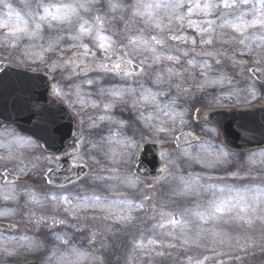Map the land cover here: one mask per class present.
Instances as JSON below:
<instances>
[{
    "label": "snow or ice",
    "instance_id": "obj_1",
    "mask_svg": "<svg viewBox=\"0 0 264 264\" xmlns=\"http://www.w3.org/2000/svg\"><path fill=\"white\" fill-rule=\"evenodd\" d=\"M23 3L28 9L26 17L22 16L9 0H0V30H3L0 32V49H19L22 62L39 61L47 64L50 72L59 71L63 78L71 83L67 91L64 88H55L54 94L68 99L75 96L73 107L79 104L81 111L86 107L102 108L103 114L95 118L89 116L91 122L88 129H98L105 121L109 125H116L117 128L110 131L106 138L102 133H96L101 136L99 142L86 139L79 129L75 136L69 131L67 135L61 136L60 148L56 152L27 157L20 149L34 148V142L14 131L6 130L12 141L4 145L7 154H0V162L5 165V171L0 175L5 178L4 185L14 186L7 187L6 191L0 187V201L3 202L0 206V218L23 217V209L27 208V223L37 227L46 225L50 229L57 226L75 227L76 231H82L79 223L70 224L67 218L36 216L29 206L43 208L51 204L54 208L62 207L64 212L77 222L82 218L79 213L99 210L104 213L102 219L120 224L124 228L133 226L138 219L143 222L144 216H147L155 221L148 229L151 235L145 236L141 230L133 237L125 264H152L154 256L165 255L164 248L177 246L163 239L164 237H170L172 241L180 239L187 245L190 242L189 234L193 230L197 240L206 231L213 236L219 235L215 230V223L221 221H240L249 227L255 221L264 224V181L236 188L232 185L220 186L211 183L214 177L209 175L207 182H204L205 178L199 174L190 173L184 176L178 171H171L169 164L177 169L179 165L166 152L160 153L165 159V164L159 170L161 175L155 177L156 182L172 184L173 195L177 197H199L202 193H210L211 199L205 204L197 202L191 208L166 211L163 204L158 208L156 203H148L154 200L151 194H145L137 201L123 194L122 199H111L95 192L91 195L73 196L71 193L58 194L49 190L41 194L33 186L36 183L34 177H38L45 187L53 185L54 178L59 173H64L65 179L76 183L80 179L76 170L89 167V161L99 164L95 153L102 152L104 159L109 162V166L104 169L107 175L95 174L89 179L93 183L114 181L113 185L108 186L109 191H114L120 186L137 189L139 179L133 178L134 174L119 171L133 155L129 150L138 149L143 136L167 143L168 138L175 133L177 124L181 127L187 125L190 122L188 109L177 111V106L182 99L187 101L194 98L193 87L197 92H206L225 80L229 84L233 83L236 76L243 81L246 73H259L260 90L264 91V69L248 67L250 61L245 59L251 57L252 63L264 65V0H130L128 3L124 0L119 3L106 0L111 13H121L119 19L124 20L126 13L128 23L139 22L143 25L135 34L130 31L128 23L125 24V34L116 31L105 34L108 20L106 16L98 14L101 9L96 6L100 0H72L69 3L56 4L45 3V0H23ZM94 8L97 14L93 15L91 21L81 15V11L91 13ZM112 19L117 17L113 15ZM45 28L56 33L55 36H49L46 43ZM186 29H190L192 34ZM65 39L71 43L62 44ZM25 40L28 43L22 44ZM65 52H71V55L65 56ZM189 52L194 53V56L189 57ZM48 53L56 55L46 59ZM182 56L189 57L183 64ZM196 57L203 59L198 61ZM213 63H227L233 74L226 76L222 73L219 79L213 78L210 75ZM161 64L164 66L154 69V66ZM184 64L187 67H184ZM176 65L181 67L177 68ZM193 69H199V78L193 73ZM149 70H152L151 83L155 86V91L145 87L142 81V77L147 75ZM90 73L99 75L93 76L89 75ZM80 77L82 79H77ZM32 79L20 74L14 81L0 77V94L10 90L25 110L52 125L54 132L59 131L57 125L61 117L57 111L47 107L46 90H35ZM188 79L195 80V84L188 85ZM128 81H133L138 87H133ZM242 91L253 99L257 97L258 89L254 81L245 82ZM85 95L89 98L96 95L102 99H89L86 104ZM161 97L165 99L161 101ZM118 104H130L133 110L138 111L137 119L142 124L140 131L143 133L140 141L124 136L126 122L113 119L111 111ZM148 107L153 110L145 114L143 109ZM192 115L196 123H199L204 113L196 108ZM206 131L215 132V129ZM244 131L247 129H242V133ZM187 135L190 137L193 134ZM184 138L183 132L174 137L176 141ZM196 141L195 152L191 147H177V159L198 163L206 169L229 162L231 154L225 149L208 141H201L199 137H196ZM186 142L192 143L190 139ZM12 143L20 147L13 149ZM103 143L112 144L113 147L105 151ZM78 144L83 148L77 147ZM248 160L252 165L259 163L264 166V152L252 153ZM7 165H11L17 172L15 177L9 174ZM232 176L237 177L238 173L233 172ZM155 186L151 184L146 187ZM21 197L24 198L23 204ZM134 213L144 215L137 217ZM148 213H151V216H148ZM157 215L160 217L158 220L155 219ZM83 218L96 219L95 216ZM210 223H213V227L206 229L204 226ZM0 228L15 231L12 224L0 225ZM107 231H111V225ZM97 234L96 231L91 233L90 243L96 240ZM53 239L60 244L71 246L66 232H54ZM249 243L255 242L245 241L244 245L240 246L245 247ZM41 247L42 242H37L26 234L5 237L0 233V255L15 256L21 250L38 251ZM71 250L78 256L83 255L75 247ZM57 264H63V260L57 261ZM92 264H103V258H92ZM189 264H192L191 259ZM196 264H203V261L197 260Z\"/></svg>",
    "mask_w": 264,
    "mask_h": 264
},
{
    "label": "rangeland",
    "instance_id": "obj_2",
    "mask_svg": "<svg viewBox=\"0 0 264 264\" xmlns=\"http://www.w3.org/2000/svg\"><path fill=\"white\" fill-rule=\"evenodd\" d=\"M10 3H12L13 7L20 12V14L22 16L26 17V13L28 12V9L25 7V5L23 6V10L20 11V3L21 0H9ZM69 3L72 2V0H45V3ZM114 3H119L120 0H113ZM125 3L130 2V0H124ZM96 7H99L101 9L100 15H104L106 16V19L108 20V24H107V31L105 32V34H111V32L116 31V32H120L121 34H125L124 33V29H125V24L128 23L127 20V14L125 13V19L121 20L119 19V16L121 15V13L116 12V13H111L107 7V3L106 0H100L99 5H97ZM94 14H97L95 12V8L93 9V12L91 13H84L83 11H81V15L88 20H92V17ZM115 15L117 17V19L113 20L112 16ZM113 25L115 26L113 28ZM66 27V26H65ZM128 27L130 29V31L132 32V34H135V32L137 31V29L142 28L143 25L139 22H136L135 24L132 23H128ZM186 31L189 32V34H191V30L190 29H186ZM0 32H3V30H0ZM65 34L66 33H62ZM45 43L47 42V38L49 36H55L56 33L54 31H50L47 28H45ZM87 42V40H86ZM28 42L25 40L22 42V44H27ZM62 44H68L71 43L70 41H68L67 39H65L64 41L61 42ZM169 44L173 43V42H168ZM178 55H180V53H177ZM56 54L55 53H48L46 54V59L48 58H52L54 57ZM65 56H70L71 52H65L64 53ZM189 57H192V52H189ZM187 57V59L189 58ZM186 57L182 56V64L184 61L187 60ZM196 59L198 61L202 60V57H196ZM245 59H248L250 61L248 67H256L258 69H264V65H256L254 63H252V58L251 57H245ZM2 60V62H9L11 65L21 68V69H25V68H29V69H33L32 71H36V72H45L48 73V67L47 64L45 63H40L39 61H37V63H31V62H22V57H21V53L19 49H0V61ZM171 62H166V64H170ZM47 67V68H46ZM177 68H180L181 65H176ZM184 67H187L186 64H184ZM46 68V69H45ZM46 70V71H44ZM193 73H195V75L197 76V78H199V69H193L192 70ZM55 73H58V77H62V81H58V86H56V88H64L66 91L68 90V87H65V83L66 86H68L71 82L68 80H65L63 78L62 75H60V72H50L49 71V75H55ZM224 74L226 76H231L233 74V70L230 68V66H228L227 64L224 66V63H222L221 65H215L213 63V71L210 73V75L213 78L219 79L221 74ZM89 75H99L98 73H90ZM185 75L187 76L188 74L185 73ZM77 79H82V77L77 78ZM188 79L186 81V83H189L188 85H193L196 81L195 80H191ZM236 81H239V83H236ZM144 82V81H143ZM244 87V83L243 82H252L250 81L249 77H248V73H246L245 76V80H241V78L239 76L235 77V80L233 83L229 84L227 82V80H225L223 83L217 84L214 87L209 88V91H213L214 96L216 95H220V90H213V89H219L223 86H231V89L228 90V94L226 93V97L231 96L232 98H229L230 101V107H244V106H248L251 105L253 103H255L258 99L257 98H264V92H261V90H258L257 92V97L255 99H253L251 96L247 95L244 91L240 90L242 88V84ZM132 86L136 87L137 84H135L132 81ZM153 91L156 90L151 88ZM207 90V91H208ZM173 93L175 92V89L173 88ZM193 93H197L200 94L201 92H197L196 89L193 87L192 89ZM260 97H259V96ZM164 99V97H162ZM65 99V102L67 103L68 108L72 111L73 116L75 117H80L82 116V113H84V118L83 120L85 121L84 124V133L85 135L87 134H95V132L99 131V133H102V136L104 138L108 137L110 134V131H115L117 126L116 125H108V122L105 121L103 124H101L100 128L98 129H88V124L91 122L89 120V116H92L93 118L97 117L100 114H103V109L102 108H91V107H86L83 111L80 110V105L76 104L75 107L72 106L73 102L75 101V96L71 97V99L68 98H63ZM96 100V99H95ZM248 100V101H247ZM244 101V102H242ZM246 101V102H245ZM260 101H264V100H259L258 103H260ZM182 102V100H181ZM153 109L151 107L145 108L143 109V111H145V114H147L148 112L152 111ZM183 111V110H181ZM189 112V121L192 123V111H188ZM127 114L126 117H124L123 115ZM111 115L113 117V119L115 120H123L126 122L127 126L123 129V135L127 136L129 138H133V139H140L141 136H143V133L140 131H137L136 127L138 128V123H136V121H133V119H136L138 116V111L133 110L131 105H117L115 108H113V111H111ZM132 122V128H128V125H131ZM140 122V121H139ZM189 122V123H190ZM141 123V122H140ZM106 126L103 131H101V127L102 126ZM103 126V127H104ZM190 125L187 124L183 127H181L179 124L176 125V131L173 134V136H170L168 138V142L167 143H160V146L163 148L162 152H166L169 153L172 157L173 160L176 161V164L179 165V168L177 169L176 167H174L173 165L169 164V166L173 169V172L178 171L180 174H183L184 176H188L190 173L191 174H199L202 177L205 178L204 182H207V177L210 175L212 177H214V179L211 181V183L214 184H218L220 186H224V185H232L236 188H243L249 185H253V184H260L262 181H264V166L260 165L259 163H257L256 165H252L249 160L248 157L252 154L250 153L249 155L247 154L246 157H242V156H233V158L229 157V162L227 164L224 165H220L216 168L213 169H206V168H202L200 164L195 163V162H188L186 160H182V159H177L176 157V150L173 147V140L174 137L184 131V129L188 128ZM203 134V133H202ZM145 137V136H143ZM122 138V137H118ZM145 139H150L148 136L145 137ZM94 140L96 142L101 141V136L96 135ZM209 140V136L205 137V141ZM214 141H217V144L214 143ZM218 139L216 137H212V139L209 141L212 145L217 146L219 148H221L220 146H218ZM9 143L6 144V142H4L3 140L0 139V153L3 154H7V148L4 147V145H8ZM103 149L106 151L109 148L113 147L112 144H108V143H103ZM11 147L13 149H17V144L12 143ZM193 152L196 151V147L193 146L191 147ZM130 152L133 153V155H131L129 157V159L127 160L126 163H124L122 165V167L119 169L120 173H127L128 171H130V169H132L131 167H133L135 160L134 159V155L136 156L137 153H139L140 151V147L137 151V149H130ZM137 152V153H136ZM161 152V153H162ZM260 152H264V149H260L258 151H256L255 153H260ZM99 154H101L100 157H98V160L100 161L99 164H92L91 161H89V167L91 168V170H96V171H101L102 175H107V173L104 172V169L106 167L109 166V162L107 160L104 159L103 153L99 152ZM231 156V155H230ZM240 159H239V158ZM136 159V158H135ZM160 160L162 162H165V159H163L160 155ZM232 160H234L235 162H245L246 164H242L241 167H236L233 169V165H232ZM133 161V162H132ZM251 169V173L249 174V170ZM236 172L238 173L237 177H234L236 179H240L241 181L237 182L234 179L231 180H221L224 177H230L232 176V173ZM94 174L91 173V176H93ZM220 176V177H217ZM233 177V176H232ZM98 186L100 188V193H98V189L91 190L89 193H87L88 195H91L93 192L97 193V194H101L103 196H107L111 199H122L123 196H127L129 198H131V194L133 193L134 195H136L137 189H128L127 191H123L125 187L120 186L118 187L119 191H109V185H113L115 182L114 181H106V182H100L97 181ZM151 184H155V188H147V191L143 194V196L145 194H151L154 197L153 201H150L148 203H156L157 207L159 208L161 204L165 205V210H172V211H176L185 207L191 208L194 207L195 204L197 202H199L200 204H205L209 199H211V194L210 193H202L199 197H177L175 195H173V185L172 184H168V183H151ZM150 183H142V185H151ZM141 185V183L139 184ZM145 186V187H146ZM109 191V192H108ZM141 191H139L137 194L139 195ZM125 193H128L130 196L128 195H124ZM123 194V196L121 195ZM140 196V195H139ZM143 198V197H142ZM141 198V199H142ZM140 199V200H141ZM149 216H151V213H148ZM134 215H136L134 213ZM83 216V214H82ZM92 216H96V219L100 220L101 225L99 226L100 228V233L97 234V238L100 239L101 241V245H102V252L100 254V256L103 258V264H125L126 258L129 254V251L131 249V242H128L126 239L127 238H131V240L133 239L134 236L139 234V231L143 230L145 233V236H149L151 235L150 232H148L149 229V225L147 222L145 221H141L140 219H138L135 224L133 226H129L127 228H124L122 225L120 224H116L113 223L110 220H104L102 219V217L104 216V213L100 212L99 210L96 211L95 213H92L91 216L88 214V212H86L85 217H92ZM156 220L160 219V217L157 215ZM147 220L149 222H155L152 219H148ZM91 222L88 221L86 219L85 222V227L88 226V224H90ZM111 225V231H107L108 226ZM206 229L207 228H211L213 227V223H210L208 225L204 226ZM215 230L219 233V235L217 236H213L210 232H204L201 234V237L197 240L195 237V230H193L189 236H190V242L185 245L183 244L182 240L177 239L172 241L170 237H164L163 239H165L166 241H171L172 243H175L177 246L175 248H164L163 251L165 252V255L163 256H154L152 259V264H189V261L191 259L192 264H196L197 260L203 261V264H254L253 258H240L237 259L238 256L236 255H230L229 252H239V255H247V256H254L256 254H264V224H262L259 221H255L253 223V225L251 227H249L246 224H243L240 221H229L227 223L221 221L219 223H215ZM167 231V230H165ZM78 238V237H77ZM158 239L160 237H157ZM110 241H113V243H111ZM195 241V242H192ZM245 241H254L255 243H249L247 246L245 247H241L240 245H244ZM117 245V249L113 252L112 246L111 245ZM52 245H54L51 249L49 247L50 251L56 252L59 250V242L55 241L53 239L52 241ZM70 245H65L64 248L65 250L72 252L71 248L74 247L73 245V240H70ZM218 248L220 249V251L224 252V254H213V255H208L206 257H208V259H204V257L202 255H206L208 254V250L212 249V248ZM228 249V250H227ZM232 250V251H229ZM93 255L94 253L91 252ZM118 253L122 254L121 258H118ZM195 254L202 256V257H198ZM95 255H99L95 252ZM74 257L75 260H78V255H76L74 253ZM117 257V258H116ZM94 258V257H92ZM91 258V261H92ZM55 259L54 262H52V264H57V261L63 260V264H70L69 261H71L72 256H66V253H64L62 256H57L52 258L51 260ZM90 259V258H89ZM50 260V261H51ZM88 260L86 259V262ZM88 264V262H87ZM134 264H136V262H134ZM259 264H264V262H260Z\"/></svg>",
    "mask_w": 264,
    "mask_h": 264
},
{
    "label": "water",
    "instance_id": "obj_3",
    "mask_svg": "<svg viewBox=\"0 0 264 264\" xmlns=\"http://www.w3.org/2000/svg\"><path fill=\"white\" fill-rule=\"evenodd\" d=\"M0 72V77L8 81L16 80L18 78V74H20V76L32 77L33 79L31 80V83L33 84L35 90L41 92H45L46 90L47 107L52 108L54 111H57L58 116L61 117L57 125L59 131L54 132L52 125H50L49 123H45L42 119L25 110L21 106V103L17 99V96L11 93V91H9L5 96L6 102L4 108V110L6 112H9V115H11V118H8V121L16 124L24 132L34 135L43 143L44 147H47L49 148V150L51 149L53 151H57L60 148L59 141L62 135H67L69 131H71L74 136L76 135L75 125L72 123L75 121L69 116V114L65 110L58 107L54 102L50 100V98L48 99V87L50 91V86L44 85L47 81L46 78L41 77L39 75L24 73L22 71L12 69L6 65H2L0 67ZM227 114L222 115V113H217L215 116L219 117V126L222 130L223 135L226 138V143L229 146L237 148L238 145H243V140L247 138V135L245 133H242V129H254L255 132L258 133L259 137H262V139H264V111L248 110L230 112L228 116ZM222 117L226 119V122H223L221 120ZM242 120L245 121L243 122ZM246 133L249 134L250 132ZM244 135L246 137H244ZM189 139L190 137L188 135H185L184 139H181L176 142V145L180 146L186 144V140ZM152 154V160L148 159V157ZM141 161L144 165L150 167H140L139 169L141 171H149L152 169L151 171L154 172L155 175H161L159 170L163 166H160L157 163L156 153L153 149L148 148L144 153V156L142 157ZM82 170L84 169L82 168ZM82 170H76L79 176L82 174Z\"/></svg>",
    "mask_w": 264,
    "mask_h": 264
},
{
    "label": "flooded vegetation",
    "instance_id": "obj_4",
    "mask_svg": "<svg viewBox=\"0 0 264 264\" xmlns=\"http://www.w3.org/2000/svg\"><path fill=\"white\" fill-rule=\"evenodd\" d=\"M227 63H224V66ZM145 78L148 77L149 80L147 81V87H154L150 82L152 78V74H148L144 76ZM195 84V83H194ZM257 89H261L260 84H256ZM259 90V89H258ZM201 95L203 96L200 98V101L204 100V92H201ZM208 96L210 97L206 103L210 105V109H228L229 103L228 99H225L222 95H216L209 93ZM199 100V99H197ZM198 103V102H196ZM192 132L196 135H199L205 138V136L202 134L204 132L210 133L206 131V129H215L216 135L220 136L219 131H217V127L214 126L213 124L206 123L203 118L200 119L199 123H196L195 119L193 120L192 123ZM201 134V135H200ZM82 148V146H81ZM34 150V151H33ZM37 147L35 149L31 148L29 149L28 153L26 154L27 156H43L39 155L37 153ZM3 154V153H0ZM48 155V154H47ZM27 162V161H26ZM5 171V165L0 162V173H3ZM7 171L9 174L13 177L17 175V172L13 169L11 165H7ZM3 175H0V187H3L4 190H7V187L9 186H14V185H4ZM36 180V183L33 185L35 189L43 194L45 191H54L59 193H67L71 191L72 187L70 188H65V189H56L50 186L45 187L42 182L39 181L38 177H34ZM24 198L21 197V203L23 204ZM3 202L0 201V206H2ZM32 208L35 212L36 216H45V217H51L55 216L57 219L60 218H65V212L58 208L55 209L51 204L45 205L43 208L38 207V206H29ZM29 209L25 208L23 209V217L21 216H16L8 219H3L0 218V225H7V224H12L14 226L15 231H5L3 228H0V233H2L5 237L9 235H15L19 236L22 234H26L30 237H32L34 240L37 242H42V247L38 251H23L21 250L18 255L15 256H6V255H0V264H52V262L55 261V259L51 260L54 257L57 256H62L64 253H66V256H72V259L70 264H86L85 263V230L83 229L82 231H76L72 232L71 228H65L63 226H57L55 229H50L46 225H40L37 227L35 224L32 223H27V215H28ZM60 233L64 234L65 232L68 234L70 240H73V245L77 249L78 252L83 253L82 256H78V260H74V255L71 254L69 251L65 250L63 244L59 243V250L56 252L50 251V249L54 246L52 245L53 241V233ZM78 237V238H77ZM11 247V246H10ZM51 257V259H49ZM51 260V261H50Z\"/></svg>",
    "mask_w": 264,
    "mask_h": 264
}]
</instances>
